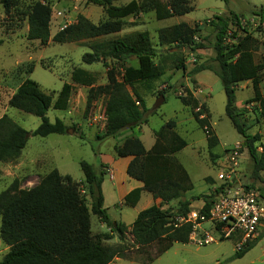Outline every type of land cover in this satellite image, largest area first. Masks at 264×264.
Listing matches in <instances>:
<instances>
[{"label":"trees","instance_id":"1","mask_svg":"<svg viewBox=\"0 0 264 264\" xmlns=\"http://www.w3.org/2000/svg\"><path fill=\"white\" fill-rule=\"evenodd\" d=\"M89 2L103 6L108 20L95 25L79 15L75 24L54 36L55 42L73 43L118 33L123 29L122 20L140 11V5L136 1L120 8L114 7L111 0ZM152 2L157 21H165L175 15L182 16L191 11L184 0H171L167 4L159 0ZM0 3L5 12L9 13L11 0H0ZM27 15L28 40L47 44L51 38V7L47 3L37 1L30 6ZM235 19V27H238V17L235 16ZM210 26L215 32L213 50L214 62L218 64V69L202 64L194 67L188 73V78L194 79L199 73L210 71L221 81L227 97L226 115L244 139L243 145L253 161V179L264 185V180L260 176L264 172V141L262 136L248 133L251 125L258 123L260 117L248 123V110L245 107L238 108L236 101L237 86L243 82H251L254 97L248 100L245 106L255 103L258 105L255 106L258 116L264 115L260 93V83L264 76V54L259 52L258 43L247 32L239 37L234 34L235 41L227 42L231 27H234L228 17L217 16L210 21ZM196 31L186 24L159 30V47L166 51L168 49L176 51L171 55L176 69L185 71L187 69L182 57L184 47L188 46L194 51L206 48L202 42L195 39ZM91 51L82 57V62L86 65L102 63L107 59L117 62H124L131 57L138 59L137 67L129 66L124 70L121 81L109 75L108 84L97 88L92 87L94 84L92 78L83 70H75L72 74L74 84L92 87L88 94V108L95 100L104 98L106 122L99 139L116 138L125 130L135 131L146 125L148 109L138 87L146 86L151 89L150 84L165 74L167 58L163 56L159 62L155 61L158 50L146 32L96 43L91 47ZM73 91V84L64 83L54 101L37 82L31 79L24 81L10 99V106L38 117L41 124L30 134L9 116L1 117L0 162L18 160L30 136L45 138L53 134L65 135L68 128L64 122L56 119L55 123H52L47 115L50 109L66 111ZM168 93L161 91L158 97L166 98ZM182 103L186 107L193 103V108H199L197 101L182 99ZM202 115L204 113L200 110L197 118ZM199 123L206 134L209 154L211 158H215L216 166L222 156V154L215 156L212 152L219 145L218 138L206 118L199 120ZM173 128V122H169L155 131L156 142L149 151L145 150L139 137L133 136L127 138L121 146L115 147L114 152L116 159L133 157L127 168V175L144 185L125 196L123 200L125 205L136 207L143 191L150 193L154 199H161L162 203L179 201L176 211L162 210L156 204L144 209L138 213L131 226L130 233L135 244L141 248L155 243L159 245L154 259L169 251L175 243L189 244L193 225L180 224L178 220L187 217L191 212L192 203L199 200L204 202L203 212L208 213L216 198V193L213 192L210 195H199L191 200L181 201L184 194L193 190V183L176 157L188 143ZM80 165L92 202L91 209L72 178L63 177L57 170L50 172L30 190L21 189L20 182L16 180L10 189L0 193L2 219L0 235L3 242L10 247L0 264H111L116 258L127 259L129 254L127 249L106 245V242L112 241L115 235L120 241H124L127 233V227L111 220L105 209L102 186L108 166L101 163L96 167L84 161ZM207 181L212 180L207 178ZM252 188L255 187L252 185ZM261 190L264 191V186ZM91 214L109 229V233L94 234L91 231ZM261 238L243 245L235 252L234 258H242Z\"/></svg>","mask_w":264,"mask_h":264},{"label":"rangeland","instance_id":"2","mask_svg":"<svg viewBox=\"0 0 264 264\" xmlns=\"http://www.w3.org/2000/svg\"><path fill=\"white\" fill-rule=\"evenodd\" d=\"M37 1L47 3L52 10L51 38L44 45L39 41H30L27 38L29 30L27 13L30 6ZM111 1L112 5L117 8L136 1L140 5V11L123 19V29L118 33L73 43H57L54 41V36L75 24L79 15L84 16L95 25L107 21L108 16L103 6L90 3L89 0H11V10L6 13L0 3V118L7 115L32 134L41 124V120L10 106V99L17 89L24 81L31 79L37 82L40 88L52 96L55 101L64 83L74 85L67 110L50 109L47 115L52 123H55L56 119L62 120L68 128L66 134H53L45 138L30 136L28 144L18 160L9 163L0 162V193L10 189L16 180L20 182L21 189L30 190L36 187L50 172L57 170L63 177L72 178L73 183L78 186L81 195L86 199L87 205L91 209L92 202L88 195L80 163L84 161L98 167L101 164L100 154L106 152L115 158V147L123 144L124 140L121 138L128 131L114 139H99V136H102L104 132L106 122L104 98L95 100L88 108L89 90L92 87L107 85L109 75L121 81L124 70L129 66L137 67L138 59L131 57L124 62L107 59L102 63L86 65L82 62V57L86 53H91V47L96 43L146 32L149 34L153 46L158 50L155 61L159 62L165 56L167 62L165 74L158 81L150 84L151 89L146 86L138 87L148 109V123L142 126L143 140L148 145L149 140L154 139V131L173 122L174 131L188 143V146L176 157L188 172L194 187L192 192L182 196L181 201L190 200L191 196L204 195L209 192L210 184L214 182V178L215 180L217 178L215 158L210 157L206 134L199 123V120L202 119L201 117L197 118L200 108L206 120L211 122L221 144L212 151L214 155L221 156L222 146H224L223 149L232 148L239 142L243 147L240 163L241 171L245 175L244 181L251 188L252 185L255 187L253 189L262 195L264 202V191L261 190L264 185L252 177L253 161L242 143L244 139L226 115L227 97L221 81L210 71L204 72L199 81L195 77L194 79L188 78V73L194 67L202 64L218 69V64L214 62L215 53L213 50L215 32L210 26V21H213L217 16L228 17L232 20L234 27H231V35L228 37L232 43L235 41L234 34L239 37L244 36L247 32L258 43L259 52L264 54V0H184L191 11L182 16L175 15L165 21H157L152 0ZM159 1L163 4L171 2V0ZM235 16L239 20L238 27H235ZM180 24L195 28L197 30L195 39L206 47L195 51L188 46L182 49L186 71L175 67L171 56L176 52L175 49L166 51L158 44L160 29ZM78 69L83 70L92 78L94 83L92 87L73 83L72 74ZM163 85L167 87L164 91L169 93L163 105L154 109L159 99L158 93L162 91L160 88ZM129 91L132 92V89L129 88ZM180 91H183L184 94L179 95ZM260 93L264 106V76L260 83ZM253 97L254 91L251 82H243L237 86L236 101L238 105H242L241 108H244L246 102ZM182 99L190 100V102L197 101L199 108H193V103L187 107L184 106ZM257 113L256 107H251L248 110V123L260 117L258 123L251 125L248 133L260 135L264 141V115L261 117ZM107 166L108 168L104 170L110 176H105L102 186L106 199L105 209H107L111 220L123 222L122 224L127 227V233L124 241H120L117 236L114 240L106 242V245L122 250L127 249L129 254L124 260L133 261L131 264H264V232L260 236L261 240L252 250L242 258L235 259V252L242 247L237 246L238 240H219L209 223L203 224L201 230L213 235L218 240L217 243L206 246L175 243L169 251L158 259H154L159 245L155 243L149 247L141 248L134 243V238L130 233L131 228H128L137 212L150 207L151 195L148 192L144 193L135 208L122 207L120 195L123 187L120 183L126 176L125 169L122 165H118L110 174L109 165L107 164ZM260 176L264 180V172ZM207 178L212 181H207ZM155 203L159 204L158 206L162 210L176 211L179 201L162 203L161 200V202ZM90 219L91 231L94 234L109 233V229L106 226H101L102 223L95 215L91 214ZM1 225L0 215V232ZM9 249L10 247L3 242L0 235V261L8 254Z\"/></svg>","mask_w":264,"mask_h":264},{"label":"built area","instance_id":"3","mask_svg":"<svg viewBox=\"0 0 264 264\" xmlns=\"http://www.w3.org/2000/svg\"><path fill=\"white\" fill-rule=\"evenodd\" d=\"M227 42L231 43L228 38ZM166 88L163 85L160 89L164 91ZM178 93L184 94L183 91ZM256 105L252 103L245 108L250 110ZM198 110L200 111V108ZM205 118V115L201 116V119ZM205 130L207 132V128ZM242 150L243 147L239 143L232 148L223 149L222 156L216 164L218 185L214 188L216 198L210 211L206 213L201 208L178 220L180 224L193 225L190 243L206 246L218 242L213 235L201 230L205 223L211 224V229L219 240L237 239L238 247L256 240L264 232L263 197L244 181L245 175L241 171L240 163Z\"/></svg>","mask_w":264,"mask_h":264},{"label":"crops","instance_id":"4","mask_svg":"<svg viewBox=\"0 0 264 264\" xmlns=\"http://www.w3.org/2000/svg\"><path fill=\"white\" fill-rule=\"evenodd\" d=\"M204 72H209V71H204ZM204 72H201V73H199L198 75H196L195 76V79L197 80V81H199L200 80V77L202 76V74L204 73ZM215 75V74H214ZM237 107L238 108H241L242 107V105H238L237 104ZM210 113V112H209ZM209 124H210V126H211V130L214 132V129L212 128V125H211V122L209 121ZM144 126V125H143ZM126 131H128L124 136H123V138H121V140H126L127 138H129V137H133V136H137V137H139V139L142 141V143H143V145H144V147H145V150L146 151H149L150 149H152V147L154 146V144H155V142H156V136H155V131L153 132V135H154V139H150L149 140V142H148V145H147V143H145L144 142V140H143V135H144V130H143V127H141V128H137L135 131H132V130H125V131H123L122 133H121V135L123 134V133H125ZM214 134H215V132H214ZM216 135V134H215ZM120 137V136H119ZM218 138V137H217ZM114 139V138H113ZM124 141H123V143H124ZM218 141H219V139H218ZM239 143V142H238ZM243 143V142H242ZM221 144H220V141H219V145L216 147V148H218L219 146H220ZM223 147L224 146H222V149H221V151L220 152H222L223 151ZM215 148V149H216ZM219 152V153H220ZM106 154V155H105ZM108 154H110V153H108V152H106V153H104V154H100V156H101V163H104V164H108L109 165V168H110V174H111V172H113L114 171V168H115V166H118V165H122L123 167H124V169H125V172H126V176L123 178V182L121 181V185H122V187H123V189H122V192H121V195H120V199H121V201H120V205H122V207L123 206H127V205H125L124 204V202H123V200H124V198H125V196L126 195H128L131 191H133L134 189H137V188H142L144 185H143V183L142 182H140V181H138V180H135V179H132V178H130L128 175H127V168H128V166H129V164L131 163V161L133 160V157H125V158H120V159H115V158H113L111 155H108ZM107 176H110V175H107ZM113 178H114V175H113ZM192 180V179H191ZM125 183H127L126 185H125ZM193 183V182H192ZM211 185V189L209 190V192H206L205 194L207 195L208 193L209 194H211V193H213L214 192V188H215V186L216 185H218V182H216V180H215V178H214V182L213 183H211L210 184ZM194 187V186H193ZM102 189H103V187H102ZM190 192H192V191H190ZM144 193H147V192H145V191H143L142 192V194H141V199H142V197H143V195H144ZM187 193H189V192H187ZM186 193V194H187ZM150 194V193H149ZM186 194H184V196L186 195ZM204 194V195H205ZM151 195V194H150ZM203 195V194H202ZM197 196H199V195H194V196H191V198H190V200L192 199V198H195V197H197ZM151 197H152V201H151V203H150V206H152V205H154V204H156L155 202H161V200H155L154 198H153V196L151 195ZM140 199V200H141ZM184 199V198H183ZM184 200H187V199H184ZM105 201H106V199H105ZM140 202V201H139ZM139 204V203H138ZM137 204V205H138ZM199 204V205H198ZM136 205V206H137ZM157 205H159V204H157ZM204 207V202H203V200H199V201H195V202H193L192 203V205H191V211H196V210H200L201 208H203ZM132 208H135V207H132ZM198 208V209H197ZM139 212H141V211H139ZM139 212H137V215H138V213ZM137 215H136V217H137ZM136 217H135V219H136ZM135 219L131 222V224L130 225H128V228H131V226H132V224H133V222L135 221ZM114 222H117V221H114ZM119 223V222H118ZM120 223H123V222H120ZM101 226H105L104 224H102ZM100 233H105V232H100ZM115 237H117L116 235H115ZM115 237H114V239H115ZM113 239V240H114ZM124 263H133V261H128V260H124V259H115L111 264H124Z\"/></svg>","mask_w":264,"mask_h":264},{"label":"water","instance_id":"5","mask_svg":"<svg viewBox=\"0 0 264 264\" xmlns=\"http://www.w3.org/2000/svg\"><path fill=\"white\" fill-rule=\"evenodd\" d=\"M164 102H165V97L164 96H160L158 101H157V103H156V105H155V107H154V109L160 108L163 105Z\"/></svg>","mask_w":264,"mask_h":264}]
</instances>
